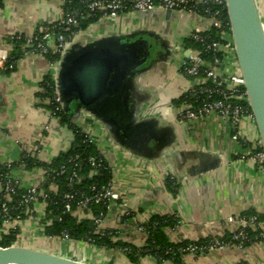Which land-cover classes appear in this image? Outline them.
Instances as JSON below:
<instances>
[{
	"label": "crops",
	"instance_id": "1",
	"mask_svg": "<svg viewBox=\"0 0 264 264\" xmlns=\"http://www.w3.org/2000/svg\"><path fill=\"white\" fill-rule=\"evenodd\" d=\"M256 1L264 25V0ZM166 12L132 11L117 18H102L78 33L76 39L88 44L114 34L149 32L161 40L162 46L155 48L156 62L138 79L144 100L139 119H151L158 134L151 149L138 154L125 150L86 113L77 122L70 120L95 140L94 146L113 174L111 184L118 200L111 203L102 230L122 231L124 240L142 247L147 240L144 224L153 216H169L176 220L166 229L171 243L187 242L191 246L213 239L229 241L237 230L236 220L246 212L264 217V167L242 159L248 146L253 149L261 144L258 128L252 118L243 120L244 138L249 142L243 144L232 139L230 122L220 116L180 119L183 106L179 108L174 102L193 88V80L182 70L192 50L185 42L198 28L209 25L194 15L172 12L166 17ZM63 17L62 0H2L0 5V166L12 164L11 176L22 187H37L50 195L59 193L62 181H50L48 166L72 148L76 136L41 97L47 75L51 73L56 79L59 61L52 64L25 40ZM225 41H231L229 35ZM48 45L55 54V41ZM13 57L15 61L8 69L6 63ZM228 63L217 70L219 75L240 73L237 62ZM92 175H79L77 181ZM169 178L178 186L176 193L167 186ZM126 211L133 216L128 222L123 218ZM45 215L46 204L40 200L27 209L22 222L13 225L16 231L13 226L0 228L2 241L13 239L12 246L86 264H176L160 262L149 254L135 263L126 255L127 249L102 248L63 236L47 237ZM77 217L94 218L92 211H81ZM254 232V241L246 248L185 253L180 264H264V238H259V231Z\"/></svg>",
	"mask_w": 264,
	"mask_h": 264
},
{
	"label": "water",
	"instance_id": "2",
	"mask_svg": "<svg viewBox=\"0 0 264 264\" xmlns=\"http://www.w3.org/2000/svg\"><path fill=\"white\" fill-rule=\"evenodd\" d=\"M225 2L240 74L264 149V25L256 0ZM171 15L172 11L166 12V17ZM162 44L149 32L114 34L88 44L75 40L59 61L55 79L65 114L73 122L84 113L90 115L117 145L132 153L150 150L158 134L151 119H139L144 100L138 79L156 62L155 48ZM0 264L86 263L11 246L0 248Z\"/></svg>",
	"mask_w": 264,
	"mask_h": 264
},
{
	"label": "built area",
	"instance_id": "3",
	"mask_svg": "<svg viewBox=\"0 0 264 264\" xmlns=\"http://www.w3.org/2000/svg\"><path fill=\"white\" fill-rule=\"evenodd\" d=\"M63 4H70L71 0H62ZM80 3L90 12H99L102 18H117L122 14L136 11L148 12L153 10H165L172 12H182L202 18L208 22L207 28H198L192 38L200 43H207L203 34L215 30L217 40L208 42L207 50L214 53L212 62H207L201 57L199 51H190L188 60L183 64L182 70L184 75L193 78V88L190 92H195L196 87H200V94L207 95L209 101H204L201 106L194 107L191 103H184L183 111L180 113L182 121L203 120L211 115H217L230 122L233 128L232 139L243 144L249 143L244 138L242 122L245 118L254 116L250 109L246 108L244 103H248L246 90L244 89V80L240 73L219 75L218 69L225 68L228 62H237V56L232 40V35L226 30L230 27V22L223 19V11H227L225 0H80ZM82 12L75 9L65 14L58 22L44 28L42 33L26 39L27 46L32 47L35 52L46 56L50 51L49 42L54 40L56 43L55 53L62 56L66 50L77 39L78 33L71 31L70 26L76 25ZM64 33H60V30ZM230 36L231 41H225L226 36ZM22 40V38H18ZM227 62V63H226ZM229 64V63H228ZM232 65V64H231ZM239 67V66H238ZM211 82V86L209 85ZM244 89V90H243ZM213 97L219 99L212 100ZM56 101L60 104L58 94ZM61 106V104H60ZM62 108V107H61ZM88 143L94 145L96 142L89 136ZM248 145V144H247ZM258 151L248 146L247 154L242 159H250L258 162L264 167V149L261 144ZM102 160L97 162L94 159L89 160L92 167H102ZM10 172L5 177H0V228L2 226H13L22 222L27 209L38 203L40 200L47 202L50 196L47 193L40 192L39 188H24L11 176L13 169L12 164L3 165ZM75 167H83V163L76 158ZM64 168L60 175H64ZM78 180V175L73 174L67 181L71 191L64 197V213L72 212L74 205L77 207L76 215L81 211H89L93 205H104L110 207L111 203L118 200V196L110 183L106 188L93 187L90 193L77 192L73 190V184ZM126 216L132 215L126 211ZM106 218L101 214L95 223L98 229ZM237 230L233 232L231 241L224 242L219 239H213L207 246L191 245L184 250L187 253H203L220 251L227 247L236 246L246 248L251 238V232L259 231V238H264V220L259 221L257 215L244 216L236 220ZM16 231V227H12ZM65 239H70L68 234H64ZM2 239L0 237V245ZM0 248H4L1 247Z\"/></svg>",
	"mask_w": 264,
	"mask_h": 264
},
{
	"label": "trees",
	"instance_id": "4",
	"mask_svg": "<svg viewBox=\"0 0 264 264\" xmlns=\"http://www.w3.org/2000/svg\"><path fill=\"white\" fill-rule=\"evenodd\" d=\"M0 0V5H1ZM75 9L82 12V16L78 18L76 25L70 26L71 31L74 33H80L87 30L91 25L98 23L102 19V14L99 12H90L81 3L80 0H71L70 4L64 5L65 14L74 11ZM223 19L229 22L227 11H223ZM228 33L231 34V29L228 27L226 29ZM60 33H64L63 29ZM206 37L207 43H200L195 41L193 38L187 39L185 42V47L192 49L193 51H199L201 57L207 61L212 62L214 53L207 50L208 42L217 40L215 35V30H211L203 34ZM23 42V41H21ZM33 49V48H32ZM34 50V49H33ZM48 60L54 64L60 59L59 54H54L50 51L46 56ZM15 58L6 63L7 68L12 67ZM191 80H194L191 78ZM211 86V82H209ZM43 92L41 97L49 102V109L54 115L59 117L62 123L67 124L75 133L76 139L72 148L67 153H62L56 160H54L49 166L51 177L50 181H58L61 188L57 195H50V200L45 202L46 204V217L44 219L45 230L44 234L47 237L64 236L68 234L70 240L77 242H87L98 247L108 248V249H127L126 255L131 262H138V258L146 255H155L160 262L171 261L176 264L182 263L183 254L186 248L190 244L187 242L182 243H171L167 235L166 229L173 227L176 224V220L173 217L164 216H153L149 221L144 224L143 227L146 229L147 240L142 247H137L130 244L123 239L124 233L118 230H102L98 229L95 220L104 214L107 216L108 207L104 205H93L90 207L89 211H92L93 219H79L75 214L77 207L74 205L72 212L64 213V197L65 194L71 191L69 182L67 181L74 173L79 175H84L92 172L93 175L82 182L76 181L73 184V190L77 192L90 193L92 188H106L112 181L113 174L112 171L106 167L105 163L102 167H92L89 164L90 159H94L99 162L101 159L100 154L96 146L88 143L89 134L84 130L77 128L70 120L69 116L65 114L60 104L56 101V81L53 79L51 73L47 75L43 82ZM245 89V88H244ZM243 89V90H244ZM219 98L213 97L212 100H217ZM204 101H209L207 95L200 94V87L195 88V92H188L184 94L181 98L176 100L174 104L179 108L184 105V103H191L194 107L201 106ZM245 107L250 109L249 104L244 103ZM256 145V146H255ZM254 150L258 151L261 149V144H255ZM79 156V160L82 161L83 167H75L76 158ZM42 165V164H40ZM64 168L65 174L60 175L61 170ZM10 171L3 166H0V177H5ZM57 179H56V178ZM167 186L173 193L177 192L178 186L173 179L169 178L167 180ZM47 188V185H45ZM47 190V189H46ZM48 192V191H47ZM253 211L246 212L244 216H250ZM132 215L124 216L123 218L127 222L132 219ZM259 221H263V216H258ZM252 240L246 244L249 246L253 241V236L256 234L253 230H250ZM212 240L205 242H198V246H207ZM223 241V240H222ZM224 241V242H230ZM15 243V240H8L7 238L1 242V247L7 248L11 247ZM139 254V256H137Z\"/></svg>",
	"mask_w": 264,
	"mask_h": 264
}]
</instances>
